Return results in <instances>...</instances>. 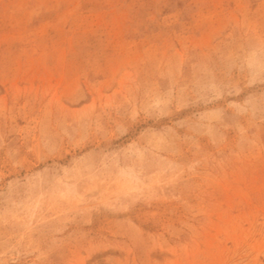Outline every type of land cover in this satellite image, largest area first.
<instances>
[{
    "label": "rangeland",
    "instance_id": "1",
    "mask_svg": "<svg viewBox=\"0 0 264 264\" xmlns=\"http://www.w3.org/2000/svg\"><path fill=\"white\" fill-rule=\"evenodd\" d=\"M0 264H264V0H0Z\"/></svg>",
    "mask_w": 264,
    "mask_h": 264
}]
</instances>
